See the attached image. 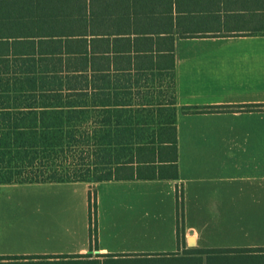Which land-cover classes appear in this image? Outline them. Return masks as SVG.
I'll return each instance as SVG.
<instances>
[{
    "label": "crops",
    "instance_id": "1",
    "mask_svg": "<svg viewBox=\"0 0 264 264\" xmlns=\"http://www.w3.org/2000/svg\"><path fill=\"white\" fill-rule=\"evenodd\" d=\"M83 1L140 149L109 180L0 183V256L208 264L264 247V0Z\"/></svg>",
    "mask_w": 264,
    "mask_h": 264
},
{
    "label": "trees",
    "instance_id": "2",
    "mask_svg": "<svg viewBox=\"0 0 264 264\" xmlns=\"http://www.w3.org/2000/svg\"><path fill=\"white\" fill-rule=\"evenodd\" d=\"M87 8L83 0H0V183L109 180L136 158L140 131L122 126L132 116L96 65L106 58L93 56L99 40L89 38L97 32ZM36 257L0 256V264H47Z\"/></svg>",
    "mask_w": 264,
    "mask_h": 264
},
{
    "label": "rangeland",
    "instance_id": "3",
    "mask_svg": "<svg viewBox=\"0 0 264 264\" xmlns=\"http://www.w3.org/2000/svg\"><path fill=\"white\" fill-rule=\"evenodd\" d=\"M94 194V193H93ZM95 197L92 196V214L95 216ZM260 241L264 240V232H259L258 236H253ZM264 242V241H263ZM218 249V248H215ZM231 249V248H230ZM221 252L210 253L207 259L208 264H264V252L237 251L221 249Z\"/></svg>",
    "mask_w": 264,
    "mask_h": 264
}]
</instances>
